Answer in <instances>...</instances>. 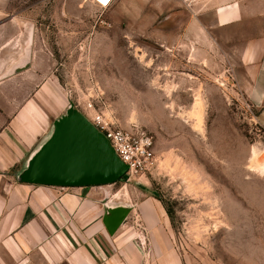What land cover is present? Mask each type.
<instances>
[{"label":"rangeland","instance_id":"rangeland-1","mask_svg":"<svg viewBox=\"0 0 264 264\" xmlns=\"http://www.w3.org/2000/svg\"><path fill=\"white\" fill-rule=\"evenodd\" d=\"M123 3L103 11L91 0H0V23L14 19L4 63L30 41L35 83L68 98L55 117L91 123L102 113L111 127L151 138L145 168L89 190L77 212L94 221L79 245L99 264H264L263 119L226 84L218 59L188 68L170 42L147 38L168 11L156 17ZM117 207L128 215L109 236L102 215Z\"/></svg>","mask_w":264,"mask_h":264},{"label":"crops","instance_id":"crops-1","mask_svg":"<svg viewBox=\"0 0 264 264\" xmlns=\"http://www.w3.org/2000/svg\"><path fill=\"white\" fill-rule=\"evenodd\" d=\"M129 3L124 0L125 11H152L156 17L168 11L152 23L156 30L147 38L165 44L164 48L170 42L172 56L186 60L188 68L196 67L192 64L196 59L217 66L218 59L225 65L226 84L236 88L264 121V0ZM13 21L0 23V264H99L79 245V241L87 243L80 229L94 221L84 223L77 212L87 202L85 197L68 193L73 188L34 185L17 178L51 140L59 120L54 115L68 98L55 85L35 83L30 41L12 62L4 63L14 42L5 39V28ZM26 52L28 68L10 73Z\"/></svg>","mask_w":264,"mask_h":264},{"label":"water","instance_id":"water-1","mask_svg":"<svg viewBox=\"0 0 264 264\" xmlns=\"http://www.w3.org/2000/svg\"><path fill=\"white\" fill-rule=\"evenodd\" d=\"M27 52L10 73L29 66ZM127 173L107 145L104 137L81 115L67 112L54 125L53 136L34 157L20 181L51 187L78 188L97 183H113ZM128 208H112L102 223L110 236L114 235L128 214Z\"/></svg>","mask_w":264,"mask_h":264},{"label":"built area","instance_id":"built-area-1","mask_svg":"<svg viewBox=\"0 0 264 264\" xmlns=\"http://www.w3.org/2000/svg\"><path fill=\"white\" fill-rule=\"evenodd\" d=\"M100 10H108L114 0H91ZM91 109V106H88ZM91 125L104 137L118 160L127 167V174L135 168H145L151 158V138L146 134H133L119 128H113L102 113H93Z\"/></svg>","mask_w":264,"mask_h":264},{"label":"flooded vegetation","instance_id":"flooded-vegetation-1","mask_svg":"<svg viewBox=\"0 0 264 264\" xmlns=\"http://www.w3.org/2000/svg\"><path fill=\"white\" fill-rule=\"evenodd\" d=\"M107 145H108V143H107ZM109 146V145H108ZM109 148H110V146H109ZM120 180L121 179H119V180H117V181H114L113 183H111V184H109V183H97V184H90V185H87V186H82V187H78V188H73V189H78V190H80L81 192V194H80V196L82 197V198H84L85 196H87V193L89 192V190H91V189H100V188H104V187H114V186H116L117 185V183H119L120 182ZM104 215V214H103ZM103 215H102V217H103ZM128 215V214H127ZM127 215H126V217H127ZM126 217L124 218V220L126 219ZM102 220H103V218H102ZM102 220H101V222H102ZM124 220H123V222H124ZM123 222H122V224H123ZM122 224H121V226H122ZM102 225H103V223H102ZM104 226V225H103ZM120 226V227H121ZM119 227V228H120ZM104 228H105V226H104ZM118 228V229H119ZM117 229V230H118ZM105 230H106V232H107V234L109 235V233H108V231H107V229L105 228ZM117 232V231H116ZM115 232V233H116ZM110 236V235H109ZM113 236V235H112ZM69 238H71V237H69Z\"/></svg>","mask_w":264,"mask_h":264},{"label":"bare ground","instance_id":"bare-ground-1","mask_svg":"<svg viewBox=\"0 0 264 264\" xmlns=\"http://www.w3.org/2000/svg\"><path fill=\"white\" fill-rule=\"evenodd\" d=\"M194 106H195V105H194ZM197 106H200L199 103H197ZM199 109H200V108H199ZM193 110H194V109H193ZM192 114H193V113H192ZM195 116L197 117V118H196L197 123H200V118H201V117H200L199 111L196 112V115H195ZM256 155H257V154H254L253 157H256ZM253 157H252V158H253ZM251 161H253V160H251ZM257 167H258V166H257ZM260 170H261L262 172H264V164L261 165Z\"/></svg>","mask_w":264,"mask_h":264},{"label":"snow or ice","instance_id":"snow-or-ice-1","mask_svg":"<svg viewBox=\"0 0 264 264\" xmlns=\"http://www.w3.org/2000/svg\"><path fill=\"white\" fill-rule=\"evenodd\" d=\"M102 3H107V0H101Z\"/></svg>","mask_w":264,"mask_h":264}]
</instances>
